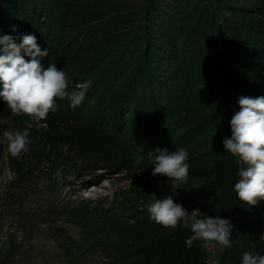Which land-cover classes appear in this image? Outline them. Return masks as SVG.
<instances>
[{
  "label": "trees",
  "instance_id": "trees-1",
  "mask_svg": "<svg viewBox=\"0 0 264 264\" xmlns=\"http://www.w3.org/2000/svg\"><path fill=\"white\" fill-rule=\"evenodd\" d=\"M242 1L247 4L0 0V35H10L17 43L24 35L36 36L41 50L49 53L42 65L64 70L69 91L88 85L81 105L72 108L67 99L58 100V111L39 123L11 115L0 98V121H9L0 123V161L5 159L15 176L10 184L20 189L31 184L33 172L43 164L51 170L73 169L75 176L122 166L131 179L106 206L84 199L71 207H47L36 224L61 220L72 225L80 235L79 256L99 253V264H207L202 241L187 245L191 232L183 222L170 228L149 218L147 206L153 199L171 195L189 212L199 208L201 218L219 216L235 225L232 247L220 253L216 264H241L246 252L264 255V200L255 206L239 200L234 185L241 165L222 143L231 137L230 120L239 111V97L264 96V0ZM134 69L144 83L141 89L158 95L159 115L175 131L172 137L183 138L169 143L175 150L188 149L187 183L153 176V162L135 168L108 139L107 129L134 113L132 96L118 99ZM120 110L124 112L118 114ZM138 124L146 127L141 120ZM25 129L32 141L29 151L13 157L2 142L3 132ZM163 131L155 135L161 147L166 146ZM131 141L144 151L153 146L137 130ZM16 212L31 236L29 213L23 208ZM15 248L13 243L5 260L17 255ZM82 262L77 258L67 264Z\"/></svg>",
  "mask_w": 264,
  "mask_h": 264
},
{
  "label": "clouds",
  "instance_id": "clouds-1",
  "mask_svg": "<svg viewBox=\"0 0 264 264\" xmlns=\"http://www.w3.org/2000/svg\"><path fill=\"white\" fill-rule=\"evenodd\" d=\"M16 29L14 28L13 31ZM48 49L41 50L36 36L24 35L17 43L10 35H0V98L6 102L11 115H25L39 123L50 113L58 111V100L67 99L72 108L81 105L86 98L88 85H77L68 90V77L55 64L46 68L41 61L48 57ZM25 56L30 59L26 60ZM239 111L230 120L231 137L223 139L226 153L237 158L241 165L239 181L234 185L240 201L255 206L264 200V96L252 98L240 96ZM8 124V120L0 121ZM216 133V132H215ZM3 143L13 157L29 151L31 140L27 129L6 130ZM153 176H165L176 183H187L189 178V152L185 147L169 152L156 149ZM149 218L163 227L176 228L181 222L191 232L186 241L190 247L194 241L215 242L224 249L232 247L235 225L229 219L206 215L201 210L187 211L169 195L154 198L147 206ZM264 239V237H261ZM241 264H264V255L244 253Z\"/></svg>",
  "mask_w": 264,
  "mask_h": 264
},
{
  "label": "rangeland",
  "instance_id": "rangeland-1",
  "mask_svg": "<svg viewBox=\"0 0 264 264\" xmlns=\"http://www.w3.org/2000/svg\"><path fill=\"white\" fill-rule=\"evenodd\" d=\"M240 3L247 4L242 0ZM138 72V69H134L124 80L118 98L132 96L134 113L124 114L127 116L125 121L121 119V122H126L125 125L118 122L116 128L107 129L110 142L120 150L123 160H128L135 168H139V165L145 161L154 163L155 156L159 154L156 149L175 151L169 142L183 139L172 137L175 131L159 115L158 95L141 89L144 83L139 82ZM122 111L120 110L118 114ZM108 120L106 119V124H109ZM140 120L145 124V128L139 126ZM136 130L138 133H146L148 140L153 142L152 148L148 151L141 150L132 143ZM160 130H164L165 133V147L159 146L155 138ZM120 167L122 166H103L92 172L75 176L73 169L51 170L47 164H43L33 172L31 184L20 189L18 185L10 184L15 176L8 168L5 159L0 161V264H67L77 258L83 260L82 264H99L103 260L99 253L79 256L82 252L77 247L81 242L75 227L64 224L61 220L50 225L36 224V222L38 216H45L44 210L51 206L71 207L84 199H98L103 206L110 204L131 181L126 177V171L121 170ZM20 208L29 213L33 225L31 236H27L21 226L20 215L16 212ZM54 218L58 219L57 216ZM63 235L66 236L65 239ZM13 243L17 255L5 260V253ZM202 244L207 264H216L220 259V253L225 249L215 242L202 241Z\"/></svg>",
  "mask_w": 264,
  "mask_h": 264
}]
</instances>
